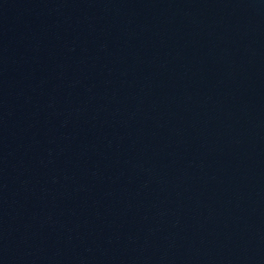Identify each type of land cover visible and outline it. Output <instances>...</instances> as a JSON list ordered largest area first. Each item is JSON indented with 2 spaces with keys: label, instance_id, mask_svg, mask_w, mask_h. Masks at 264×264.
Here are the masks:
<instances>
[{
  "label": "water",
  "instance_id": "obj_1",
  "mask_svg": "<svg viewBox=\"0 0 264 264\" xmlns=\"http://www.w3.org/2000/svg\"><path fill=\"white\" fill-rule=\"evenodd\" d=\"M0 264H264V0H0Z\"/></svg>",
  "mask_w": 264,
  "mask_h": 264
}]
</instances>
